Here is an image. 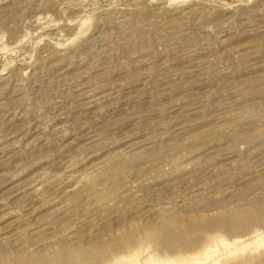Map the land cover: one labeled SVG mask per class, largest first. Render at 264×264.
I'll return each mask as SVG.
<instances>
[{
    "label": "rangeland",
    "instance_id": "1",
    "mask_svg": "<svg viewBox=\"0 0 264 264\" xmlns=\"http://www.w3.org/2000/svg\"><path fill=\"white\" fill-rule=\"evenodd\" d=\"M158 258L264 264V0H0V264Z\"/></svg>",
    "mask_w": 264,
    "mask_h": 264
},
{
    "label": "bare ground",
    "instance_id": "2",
    "mask_svg": "<svg viewBox=\"0 0 264 264\" xmlns=\"http://www.w3.org/2000/svg\"><path fill=\"white\" fill-rule=\"evenodd\" d=\"M206 249H207V248H206ZM210 249L212 250V249H213V246L210 247ZM211 250H209V251H211ZM213 250H215V249H213ZM204 251H205V250H204ZM216 251H217V250H216ZM205 252H206V251H205ZM160 253H161V255L163 254L162 252H160ZM207 253H208V252H207ZM207 253H206V254H207ZM212 253H213V252H212ZM186 254H187V253H186ZM199 254H200V253H199ZM206 254H205V255H206ZM181 255H182V254H181ZM205 255H204V256H205ZM154 256H155V255H154ZM208 256H209V254H208ZM159 257H161V256H159ZM138 258L140 259V257H138ZM138 258H137V259H138ZM167 258H168V257H167ZM149 259H150V258H149ZM205 259H208V257H207V258L205 257ZM155 260H157V261H158V260L162 261V260L159 259V258H158V259H155ZM196 260H197V259H196ZM196 260H194L193 263H194ZM162 262H163V261H162ZM172 262H173V260L168 259V260L164 261L163 263H160V262H159V263H160V264H171ZM198 262H199V261H198ZM177 264H185V263H184V262H179V263H177ZM207 264H208V263H207Z\"/></svg>",
    "mask_w": 264,
    "mask_h": 264
}]
</instances>
